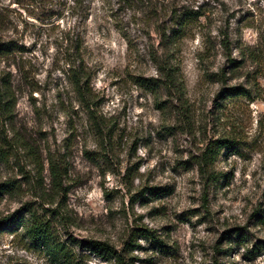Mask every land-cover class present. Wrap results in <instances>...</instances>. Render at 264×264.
<instances>
[{"label":"rangeland","instance_id":"obj_1","mask_svg":"<svg viewBox=\"0 0 264 264\" xmlns=\"http://www.w3.org/2000/svg\"><path fill=\"white\" fill-rule=\"evenodd\" d=\"M78 1L0 0V80H10L0 91L15 101L0 131L33 151L18 147L0 163V182L22 187L19 199H1L0 217L25 201L40 207L50 157L68 164L67 232L121 255L85 252L86 264H264V0ZM175 12L189 17L169 62L183 85H154L156 26L175 28ZM72 65L90 75L100 134ZM221 139L231 146L202 176L199 154ZM52 196L44 208L63 199ZM0 264L53 263L6 230Z\"/></svg>","mask_w":264,"mask_h":264},{"label":"trees","instance_id":"obj_2","mask_svg":"<svg viewBox=\"0 0 264 264\" xmlns=\"http://www.w3.org/2000/svg\"><path fill=\"white\" fill-rule=\"evenodd\" d=\"M78 1V0H77ZM126 5L141 3L143 0H120ZM81 3V0L78 1ZM176 16V12L172 15ZM189 17L180 16L175 18V28L165 29L159 25L156 30L160 37L159 47L163 55L160 64L158 63L159 80H151L154 85H183V79L180 75L178 64H169L170 59H175L179 51L177 42L178 36L184 33V29L188 26ZM223 37L220 40L221 47L226 51V56L230 53V40L227 33H222ZM3 49L0 50V52ZM157 63V57H153ZM70 78L71 84L75 85L74 89L78 95V100L81 106L87 111L89 123L94 128L95 132L102 131L103 122L105 121L101 115L97 114V105L90 99V75L82 65L74 68L72 65ZM217 75V74H215ZM0 85H10L8 73L3 75L0 80ZM4 88L0 91V120L2 121V130L4 123L10 124L13 118V109L15 107L14 96ZM11 137L0 131V163L8 162L9 151L21 147L23 151L33 152L31 147L22 142L20 137L10 129ZM231 146L229 140H215L199 154L197 164L199 172L202 176L209 174V167L213 165L222 149ZM13 152V151H12ZM35 154H33V157ZM49 170L51 176V193L45 189L42 190L37 198L41 200L40 207H34L31 202H22L20 207L0 217V232L8 230L10 233L19 235L25 242V246L32 248L35 251L43 252L53 264H86L88 254L96 255L105 260H115L120 262L121 255L106 241H98L93 239H77L73 237L67 228L72 224L70 215L67 212L65 195L67 188L63 185V177L67 174V165L64 161L56 163L54 159L49 157ZM42 170V169H41ZM209 177V176H208ZM22 187L15 180L6 179L0 182V201L6 197L7 200L19 199L21 196ZM53 192L55 194L62 193L63 199L59 201L55 208H44V205L53 204ZM40 208V209H38ZM64 230V237L58 233V227Z\"/></svg>","mask_w":264,"mask_h":264}]
</instances>
